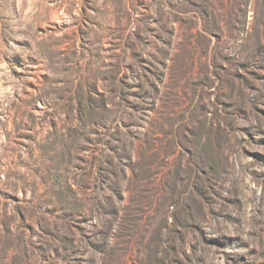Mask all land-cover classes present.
Here are the masks:
<instances>
[{
	"label": "rangeland",
	"instance_id": "obj_1",
	"mask_svg": "<svg viewBox=\"0 0 264 264\" xmlns=\"http://www.w3.org/2000/svg\"><path fill=\"white\" fill-rule=\"evenodd\" d=\"M0 264H264V0H0Z\"/></svg>",
	"mask_w": 264,
	"mask_h": 264
}]
</instances>
